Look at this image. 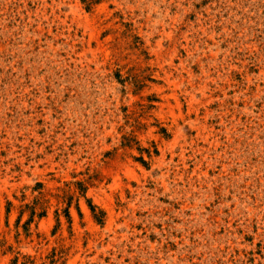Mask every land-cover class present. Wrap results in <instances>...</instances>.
Segmentation results:
<instances>
[{
    "label": "rangeland",
    "instance_id": "374dc122",
    "mask_svg": "<svg viewBox=\"0 0 264 264\" xmlns=\"http://www.w3.org/2000/svg\"><path fill=\"white\" fill-rule=\"evenodd\" d=\"M0 264H264V0H0Z\"/></svg>",
    "mask_w": 264,
    "mask_h": 264
}]
</instances>
